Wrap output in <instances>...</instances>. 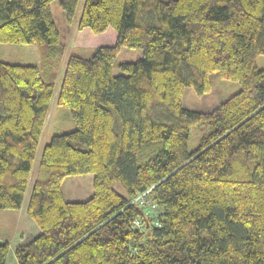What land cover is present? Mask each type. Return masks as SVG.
Segmentation results:
<instances>
[{"label": "trees", "instance_id": "obj_1", "mask_svg": "<svg viewBox=\"0 0 264 264\" xmlns=\"http://www.w3.org/2000/svg\"><path fill=\"white\" fill-rule=\"evenodd\" d=\"M52 1L0 0V46L41 48L38 64L0 59V208L20 209L32 182L40 230L15 246L18 264H264V0H85L78 42L97 47L67 58L56 98L75 128L51 136L33 179L64 52ZM77 3L60 0L68 20ZM121 47L142 57L115 75ZM211 74L241 89L185 108ZM193 125L209 132L189 151ZM84 173L92 196L65 200L64 178ZM147 190L153 211L132 203ZM8 253L0 241V264Z\"/></svg>", "mask_w": 264, "mask_h": 264}, {"label": "rangeland", "instance_id": "obj_2", "mask_svg": "<svg viewBox=\"0 0 264 264\" xmlns=\"http://www.w3.org/2000/svg\"><path fill=\"white\" fill-rule=\"evenodd\" d=\"M85 0H78L75 13L71 20H68L61 7L60 0H53L50 4L52 18L59 32V43L63 45L64 52L62 60L58 65V76L55 83L54 94L50 103L46 124L39 140L32 167V178L37 173L40 156L44 146L49 142L54 134L69 132L75 128L72 115L69 109L58 107L56 98L60 88V82L64 74L65 63L71 54L84 58L90 57L95 45L78 46L75 39L79 33L77 24ZM40 46L38 44H2L0 48V59L15 64H38L40 56ZM142 57L140 48L121 47L112 65L115 75L122 74L119 64L123 62H133ZM257 68H264V54L256 57ZM211 88L208 92L197 94L192 87L185 88L182 104L185 108L207 112L219 105L230 96L241 89L237 81L222 79L216 74H211ZM209 132L205 125H193L190 128L188 138V150H194L202 136ZM32 182L29 181L26 193L20 209L0 208V241L9 243V253L6 264H18L14 248L21 237L26 242L36 236L40 230L25 212ZM114 189L124 195L125 191L119 183L113 185ZM62 191L67 201H84L89 199L93 193V174L84 173L79 175L66 176L62 183ZM29 222V223H27ZM33 225V226H32ZM37 232L34 235V232Z\"/></svg>", "mask_w": 264, "mask_h": 264}, {"label": "built area", "instance_id": "obj_3", "mask_svg": "<svg viewBox=\"0 0 264 264\" xmlns=\"http://www.w3.org/2000/svg\"><path fill=\"white\" fill-rule=\"evenodd\" d=\"M148 192L149 190L147 191H144L143 193L139 194L133 201L135 203H137L139 206L141 207H145V209H148L149 211H153L155 210L156 206L154 203H152L150 201V199L148 198ZM148 212V211H147ZM157 224V223H155ZM132 225L133 227H136V228H139L141 229L142 226H143V221L140 217H136L135 219H133L132 221Z\"/></svg>", "mask_w": 264, "mask_h": 264}, {"label": "crops", "instance_id": "obj_4", "mask_svg": "<svg viewBox=\"0 0 264 264\" xmlns=\"http://www.w3.org/2000/svg\"><path fill=\"white\" fill-rule=\"evenodd\" d=\"M78 35H79V33L77 34V36H76V39H75V42H74V43H75V44H77V45L79 44L78 46H86V45H83V44H81V43H79V42H78ZM0 48H1V46H0ZM38 62H39V60H38ZM27 223H29V222H27ZM32 226H33V225H32ZM34 233H35L34 235H36V234H37V232H36V231H35ZM25 241H26V240H25ZM22 242H24V241H22V239H21V237H20V239H19L18 243H22Z\"/></svg>", "mask_w": 264, "mask_h": 264}]
</instances>
